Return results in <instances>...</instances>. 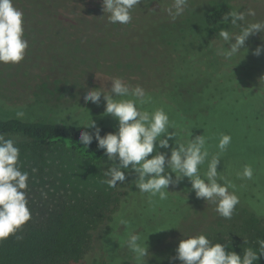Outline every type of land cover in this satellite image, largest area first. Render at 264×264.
Returning <instances> with one entry per match:
<instances>
[{
	"label": "rangeland",
	"instance_id": "374dc122",
	"mask_svg": "<svg viewBox=\"0 0 264 264\" xmlns=\"http://www.w3.org/2000/svg\"><path fill=\"white\" fill-rule=\"evenodd\" d=\"M143 1H151L153 6L158 4L157 0ZM162 1H169L172 6L174 3V0ZM222 4L231 6L233 11L245 12L251 8L256 13L264 14V0H188L187 7L180 19L173 23H165L161 27L160 41L171 55L170 58H166L163 53H149L148 49H152L153 43L151 39L145 37L149 33L148 27L141 24L152 22L143 17L142 22L135 21L129 26V29L134 32L138 25H141L138 32L143 40H135L131 35L129 39L132 38L133 41L123 48V52H131V55H136L135 58L138 60L147 61V67L127 65L126 63L106 66L107 69L92 75L90 85L83 84L73 78H44V80L39 79L36 82L27 83L19 90L14 85L16 82L14 79L17 78L14 66L17 64H11L8 68V64L0 63V111L6 116H16L17 111H23L25 115L21 119L24 120L43 119L53 122L85 124L93 119L97 126L118 128L117 120L111 115L104 114L103 94L100 104L85 102L83 97L90 88L108 92L111 80L120 78L133 87L144 84L139 86L150 89L145 90L151 99L149 103L142 106L143 110L152 112L162 108L177 132L176 142L186 145L191 138L203 135L202 125L212 109L210 106L214 104H229L230 106L231 104L229 101L231 99L227 98L231 93L226 91L227 85L230 89H234V86L224 76L215 54L218 44L217 30L216 28L210 29L204 20L206 13L213 7ZM29 18L24 21V37L28 41L24 59L30 57V63L39 68L43 74H53L57 72L58 67L72 61L70 52L73 44L69 41L72 38L67 39V36L64 35L63 40L58 39L55 30L57 27L31 22ZM227 24L233 26L230 19L229 22L222 25L226 26ZM240 25L241 22H238V26ZM66 33L69 34V32ZM101 33L104 31H98L92 38L96 39ZM92 34L88 32L87 36L91 38ZM123 38V40H127V37L123 36ZM47 43L50 45V52ZM62 45L68 48H62L65 50L66 56L61 58L59 53ZM83 47L88 49L89 42L84 41L82 45H78V50ZM20 63L22 64V62ZM140 73H147V78L151 79V82L142 79ZM160 97L162 98L161 103H159ZM216 117L213 122H209L208 119L206 121L215 127L216 131L218 130L219 135L212 136L210 141L212 147L219 150L217 145L222 135L220 122L224 115L216 113ZM169 131H173V129H169ZM5 137L12 138L16 142V146L20 150L19 166L22 171L29 173L27 200L31 218L18 230L21 233H25L33 226H44L52 213L65 208L91 220L95 227V237H100L103 230L108 228L107 221L116 209V200L123 193L125 198L117 208L122 212L139 214L141 210H144V214L148 215L170 205L168 199L159 200L158 197L150 199V194L141 193L135 186L136 174L131 169L125 170L126 180L124 183H118L115 188L109 187L104 182L107 179L104 173L115 164L108 158L86 157L61 142L41 148L34 146L30 139L22 135ZM174 139L169 141V148H158L157 150L170 155L171 147L175 146ZM247 140L257 144L250 145L245 141L246 143L242 146L240 152L243 158L240 160L241 163L244 162V166L248 163L244 160L245 156L248 157L252 154L251 152L254 153L258 150L264 153V141L253 140L251 137ZM232 143L231 139L230 145L223 152L224 154L217 153L220 156L218 167H226L225 169L230 172L234 169V173L229 176L232 184L245 187L249 183L237 175L243 171L244 166L235 165V167L231 166L230 161L221 162L224 156L230 160L235 155L236 151ZM155 154L156 150L151 155ZM209 154L210 159L217 155ZM209 161L207 158L203 165L208 166ZM205 170L207 171V169ZM200 174L202 176L204 173L200 172ZM260 176H264V172ZM168 190L175 200L182 203V199L177 196L183 194L179 184L170 186ZM249 191L253 194L262 192L261 195H264L261 188L254 189L249 186ZM188 210L190 207L183 204L182 211L184 212L181 213L183 216L180 214L184 218L182 229L173 232L166 239L150 248L148 257L141 264H182L175 258L180 240L198 234H205L212 243H226V251H236L241 256L244 248L250 247L256 251L259 248L258 241L264 240V238L260 239L254 236V234H258L256 227L259 224L253 220L249 212L238 206H236L231 219H225L217 212L215 214L212 212L213 215L209 219L202 221L200 210L195 209L193 214L192 210L189 213ZM123 222L119 224L116 232L121 236L118 245L125 248L127 239L124 237V232L128 231V234H132L136 224L133 225L127 218ZM244 240L247 242L244 243ZM256 264H264V254L259 255Z\"/></svg>",
	"mask_w": 264,
	"mask_h": 264
},
{
	"label": "trees",
	"instance_id": "16d2710c",
	"mask_svg": "<svg viewBox=\"0 0 264 264\" xmlns=\"http://www.w3.org/2000/svg\"><path fill=\"white\" fill-rule=\"evenodd\" d=\"M157 1L158 4L153 6L151 1L141 0V3L131 11L130 23L124 24L126 25L124 26L109 22L107 13H103L101 0H13L14 6L24 13V21L30 17L31 22L55 26L57 27L55 30L58 39L63 40L64 35H66L67 39L72 38L69 41L73 44L70 52L72 61L58 67L57 72L53 74H43L39 68L30 63V57L27 58L28 60L23 59L22 64L19 62L14 66L17 73V78L14 79L16 81L15 87L20 90L23 85L36 82L39 79L44 80V78H73L83 84L90 85L92 75L107 69L106 66L126 63L127 65H141L146 68L147 61L138 60L135 58L136 55H131V52H123V48L133 41L132 38L143 40L138 32L141 25H145L149 29V33L145 35L146 39H151L153 43L152 49H148L149 53H163L166 58H170L171 55L160 41L161 27L165 23H173L179 20L181 15L173 19L168 12V9L173 7L172 3ZM232 11L231 6L222 4L213 7L204 17L208 27L217 30L218 44L215 48V54L224 76L234 86V89H230L226 84V92L230 91L231 93L227 97L231 99L229 100L230 106L229 104L210 106L212 109L205 119L213 122L215 121L214 118H217L216 113L224 115L222 122H220L222 125L221 132L231 136L236 153L230 160L224 156L221 162L230 161L231 166H240L244 163H241L240 160L243 158L240 152L242 146L246 142L250 145L257 144L251 143L247 139L251 137L253 140L264 141V31L251 34L245 41L244 49L230 60H226L218 54V50L223 49L224 46H230V44L225 45L218 33L223 28L231 34H239L243 27L251 23L264 22V14L255 12L254 16L246 15L240 26H230V24L223 26L222 24L227 22H224L222 17ZM143 17L152 23L138 25L136 30L132 32L129 26L135 21L142 22ZM98 31H104V33H101L96 39L92 38ZM88 32L93 33L91 38L87 36ZM131 35L132 38L129 39ZM123 36L127 37L126 41L123 40ZM84 41L89 42L88 49L83 47V49L78 50V45H82ZM258 46H261V54L255 55V49ZM60 48L59 56L62 58L66 56L65 50L62 48L68 47L62 45ZM48 51L50 52V45ZM10 66L11 64L7 65L8 68ZM140 74L142 79L151 82V79L147 78V73ZM223 86H225L224 83ZM161 97L159 103L162 102ZM221 102L223 103V101ZM206 120L202 125L203 135L208 137L205 138V148L207 151L209 150L208 153L217 154L220 151L212 147L210 140L212 136L216 137L219 133ZM98 127L101 130V135L117 130V128L110 126ZM81 131L94 133L95 130L77 123L53 122L43 119H18L16 116H6L0 111V134L4 136L22 135L30 139L34 146L41 148L61 142L86 157L92 159L107 158L104 151L97 147L95 139L87 147L80 143L79 134ZM251 153L248 157L245 156L244 160L248 162L246 165L252 167L253 178L246 180L249 184L245 187L232 184L229 176L234 173V169L230 172V170L225 169L226 167H218L217 170L219 175L225 178L224 181H221L222 183L231 182L234 186L229 190H234L239 196L240 203L237 206L249 212L253 220L259 224L256 227L258 234H254V236L262 239L264 238V195H261L262 192L261 194L251 193L249 186L254 189L261 188L264 191V176H260L264 172V153L258 150ZM209 160L211 159L208 157ZM207 167L202 165L200 172L205 173ZM178 184L183 190V194L177 195L179 199H182V203L175 200V197L169 192L167 199L170 205L148 215L144 214V210H141L139 214L118 210L119 204L125 198L123 193L116 200V209L107 221L108 228L103 230L100 237H95V227L91 220L83 218L70 209L58 210L48 217L44 226L30 227L25 233L18 231L16 235L21 236V239H17L16 235H10L8 238L0 240V264H141L145 258L137 260L135 254L127 246L122 248L118 245L121 236L116 231L125 218L129 219L133 225L136 224L132 234H139L141 242L145 246L147 245V251H149L155 244L163 241L173 232L182 229L183 204L190 207L188 213L191 210L192 214L195 209L200 210L202 221L209 219L216 213L214 203H206L204 199L193 197L195 193L190 191L191 183L188 178L185 177ZM212 212L214 213L211 214ZM124 234L125 239L128 240L131 234H128V231H125Z\"/></svg>",
	"mask_w": 264,
	"mask_h": 264
},
{
	"label": "clouds",
	"instance_id": "9594fccd",
	"mask_svg": "<svg viewBox=\"0 0 264 264\" xmlns=\"http://www.w3.org/2000/svg\"><path fill=\"white\" fill-rule=\"evenodd\" d=\"M101 3L103 13H107L110 23L128 24L132 19V9L141 0H101ZM187 4L188 0H174L173 7L168 9L169 15L173 19L182 15ZM255 14L251 8L246 12L232 11L222 20L229 22L230 18V23L238 26V22L244 21L246 15ZM257 31H264V22L251 23L243 27L239 34H231L222 28L218 34L225 45L230 46H224L218 50V54L230 60L244 49L246 39ZM24 32V13L14 6L13 0H0V63L18 64L24 59L28 48ZM261 50V46H258L254 54L260 55ZM102 94L105 101L104 114L115 118L118 128L101 135L96 122L90 119L83 126L95 131H81L79 141L87 147L95 139L97 147L104 151L108 160L114 162L115 166L104 173L107 177L104 182L109 187L115 188L118 183H124L125 170L131 169L136 174L135 186L141 193L150 194V199L158 197L159 200H166L169 187L186 177L191 183L190 191H194L198 199L214 203L215 211L221 217L231 219L240 198L234 190H229L234 188L231 182H221L225 178L217 170L219 154L211 158L207 171L201 176L200 166L209 155L203 135L191 138L186 145L177 143V132L162 108L152 112L143 110L142 106L149 103L151 97L142 86L133 87L120 78H113L108 92L90 88L83 99L85 102L100 104ZM24 115L23 111L16 112L18 119ZM173 138L175 146L171 147L170 155L157 150L169 148V141ZM230 143L231 136L222 134L217 147L222 153ZM154 150L156 154L151 155ZM19 157L20 150L16 142L0 134V240L16 235L31 218L27 200L29 173L21 170ZM237 175L251 180L253 169L245 165ZM16 238L22 237L16 235ZM258 244L256 251L250 247L244 248L241 256L236 251H226V243H212L205 234H198L180 240L175 258L182 264H256L259 255L264 254V240H259ZM127 247L137 260L149 255L147 245L141 242L139 234L129 236Z\"/></svg>",
	"mask_w": 264,
	"mask_h": 264
}]
</instances>
